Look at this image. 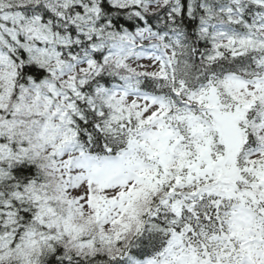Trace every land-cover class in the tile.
I'll list each match as a JSON object with an SVG mask.
<instances>
[{"label":"snow or ice","instance_id":"1","mask_svg":"<svg viewBox=\"0 0 264 264\" xmlns=\"http://www.w3.org/2000/svg\"><path fill=\"white\" fill-rule=\"evenodd\" d=\"M0 264H264V0H0Z\"/></svg>","mask_w":264,"mask_h":264}]
</instances>
